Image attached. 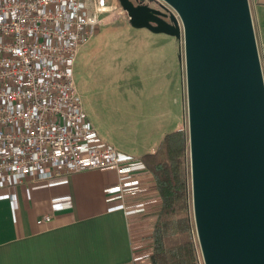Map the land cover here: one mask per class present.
Returning <instances> with one entry per match:
<instances>
[{"label": "water", "instance_id": "obj_1", "mask_svg": "<svg viewBox=\"0 0 264 264\" xmlns=\"http://www.w3.org/2000/svg\"><path fill=\"white\" fill-rule=\"evenodd\" d=\"M118 1L132 27L183 40L203 264H264V77L249 0Z\"/></svg>", "mask_w": 264, "mask_h": 264}, {"label": "built area", "instance_id": "obj_2", "mask_svg": "<svg viewBox=\"0 0 264 264\" xmlns=\"http://www.w3.org/2000/svg\"><path fill=\"white\" fill-rule=\"evenodd\" d=\"M121 8L118 0H0V187L113 170L107 200L145 204L152 174L99 137L73 77L80 48Z\"/></svg>", "mask_w": 264, "mask_h": 264}, {"label": "rangeland", "instance_id": "obj_3", "mask_svg": "<svg viewBox=\"0 0 264 264\" xmlns=\"http://www.w3.org/2000/svg\"><path fill=\"white\" fill-rule=\"evenodd\" d=\"M256 1L253 0L257 6ZM142 3L163 11L166 6L173 11L163 0H142ZM255 17L257 24L253 19V25L264 77V11L257 8ZM74 70L75 85L89 122L102 140L123 153L136 157L155 147L166 132L174 129L168 112H175L174 127L184 129L187 136L186 149L177 156L187 167L191 234L198 263L203 264L190 196L183 40L132 27L121 8L81 49ZM153 222L154 218L150 222L144 219L142 229L134 232L135 248L141 250L143 258L141 264L149 262Z\"/></svg>", "mask_w": 264, "mask_h": 264}, {"label": "crops", "instance_id": "obj_4", "mask_svg": "<svg viewBox=\"0 0 264 264\" xmlns=\"http://www.w3.org/2000/svg\"><path fill=\"white\" fill-rule=\"evenodd\" d=\"M256 2L250 5L255 23L256 9L264 11V0ZM76 62L77 56L74 82ZM169 114L172 128L179 129L175 112ZM117 180L113 170H85L0 187V264H141L134 232L142 229L144 219H155L160 206L155 181L149 180L140 195L145 204L135 208L131 200L126 205L107 200L104 188Z\"/></svg>", "mask_w": 264, "mask_h": 264}, {"label": "trees", "instance_id": "obj_5", "mask_svg": "<svg viewBox=\"0 0 264 264\" xmlns=\"http://www.w3.org/2000/svg\"><path fill=\"white\" fill-rule=\"evenodd\" d=\"M186 144V131L174 129L163 136L154 152L140 157L154 178L160 200L150 233V264H199L191 234L187 167L177 156Z\"/></svg>", "mask_w": 264, "mask_h": 264}, {"label": "flooded vegetation", "instance_id": "obj_6", "mask_svg": "<svg viewBox=\"0 0 264 264\" xmlns=\"http://www.w3.org/2000/svg\"><path fill=\"white\" fill-rule=\"evenodd\" d=\"M134 4L142 3V0H132Z\"/></svg>", "mask_w": 264, "mask_h": 264}]
</instances>
